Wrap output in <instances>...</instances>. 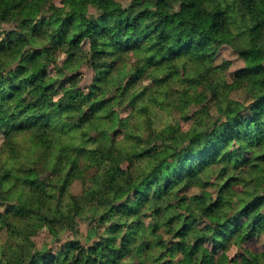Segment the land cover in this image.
Wrapping results in <instances>:
<instances>
[{"label": "trees", "instance_id": "obj_1", "mask_svg": "<svg viewBox=\"0 0 264 264\" xmlns=\"http://www.w3.org/2000/svg\"><path fill=\"white\" fill-rule=\"evenodd\" d=\"M260 236L264 0H0V264H264Z\"/></svg>", "mask_w": 264, "mask_h": 264}, {"label": "rangeland", "instance_id": "obj_2", "mask_svg": "<svg viewBox=\"0 0 264 264\" xmlns=\"http://www.w3.org/2000/svg\"><path fill=\"white\" fill-rule=\"evenodd\" d=\"M56 4L59 3L60 0H54ZM6 27V26H4ZM55 59H59V56H56ZM218 59L221 62L226 63V68L228 72H232L233 70L241 67L243 65V62L241 59H239L237 57V55L228 47H221L219 49V55H218ZM82 71L84 72V78L81 82V84L87 85L90 82V78H91V71L88 70L87 68H82ZM123 111V110H122ZM121 111V112H122ZM122 115H125V112H122ZM182 128L186 127L185 123L181 124ZM72 191L74 193H78L80 191V183L78 181H75V183L72 186ZM86 229H87V221L80 219L78 220V225L76 227L75 230H73L72 232H67L65 233V235L63 236V238L65 237H77V238H84L85 234H86ZM36 236H34V240L36 242V245L38 247H43V246H47L52 248L53 251H55L57 249V243H52V241L50 240L47 232L45 231L44 226L40 227L36 234ZM246 246L250 247L253 251L255 252H261L264 251V237L260 236L256 239H253L252 241H250ZM236 250L235 249H230V255L232 256V258L237 257L236 254Z\"/></svg>", "mask_w": 264, "mask_h": 264}]
</instances>
